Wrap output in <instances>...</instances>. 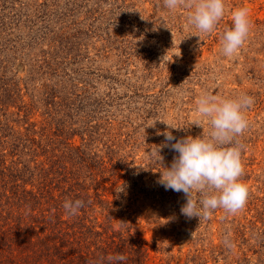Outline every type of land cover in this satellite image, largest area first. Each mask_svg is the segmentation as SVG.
I'll use <instances>...</instances> for the list:
<instances>
[{"label": "rangeland", "instance_id": "1", "mask_svg": "<svg viewBox=\"0 0 264 264\" xmlns=\"http://www.w3.org/2000/svg\"><path fill=\"white\" fill-rule=\"evenodd\" d=\"M50 2L0 0V27L12 19L13 35L25 45L29 28L35 32L41 24L33 19V10ZM77 4L70 22L71 45L62 54L61 68L103 100L91 109L107 120L110 136H117V154L129 157L143 178L147 191L128 202L133 229L147 239L166 240L180 264L194 250L203 254L206 264H240L243 258L264 264V0H225V14L211 34L188 24L191 9L170 11L163 0ZM240 7L249 9L251 30L239 52L227 58L220 51V38L232 27V11ZM31 45L32 55H44L46 43ZM203 93L220 99L246 94L254 104L246 110L249 126L237 138L244 165L240 180L249 189L247 204L236 214L217 209L199 221L180 213L186 202L182 192L165 190L158 183L177 153L163 147V160L158 162L152 152L164 143V136L157 135L168 129L164 122L180 127L168 129L177 139L207 135V123L203 128L192 124ZM40 121L34 114L30 122Z\"/></svg>", "mask_w": 264, "mask_h": 264}, {"label": "trees", "instance_id": "2", "mask_svg": "<svg viewBox=\"0 0 264 264\" xmlns=\"http://www.w3.org/2000/svg\"><path fill=\"white\" fill-rule=\"evenodd\" d=\"M78 1L38 5L25 45L12 19L0 27V264H180L166 240L133 229L128 202L143 178L91 109L103 100L61 68ZM37 42L44 55L31 54ZM69 199L84 201L75 216ZM116 255L127 259L109 261ZM206 263L198 250L184 262Z\"/></svg>", "mask_w": 264, "mask_h": 264}, {"label": "clouds", "instance_id": "3", "mask_svg": "<svg viewBox=\"0 0 264 264\" xmlns=\"http://www.w3.org/2000/svg\"><path fill=\"white\" fill-rule=\"evenodd\" d=\"M163 6L170 11L191 9L187 22L202 34L213 33L225 14V0H163ZM231 19L232 27L225 29L220 38V51L227 58L239 52L251 30L247 7L233 10ZM196 104L198 119L192 124L203 128L204 123H207L210 129L207 135L177 139L168 129L180 127L164 122L168 129L157 133L164 136V143L158 145L152 155L159 162L163 160L161 148L170 147L177 153L171 166L161 172L158 183L165 190L182 192L186 202L181 206L180 213L188 219L197 217L200 221L209 219L217 209L236 214L247 204L249 189L240 180L244 175V165L242 145L237 138L249 126L246 110L254 104V98L242 94L236 98L220 99L210 93H203ZM83 207L84 201L80 199H69L63 203L69 216L77 215ZM108 259L122 262L127 257L116 255Z\"/></svg>", "mask_w": 264, "mask_h": 264}]
</instances>
